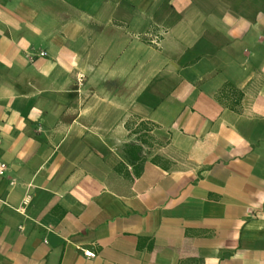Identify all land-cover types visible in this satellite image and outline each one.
<instances>
[{"label":"crops","instance_id":"crops-1","mask_svg":"<svg viewBox=\"0 0 264 264\" xmlns=\"http://www.w3.org/2000/svg\"><path fill=\"white\" fill-rule=\"evenodd\" d=\"M0 161V264H264V0H0Z\"/></svg>","mask_w":264,"mask_h":264},{"label":"built area","instance_id":"built-area-1","mask_svg":"<svg viewBox=\"0 0 264 264\" xmlns=\"http://www.w3.org/2000/svg\"><path fill=\"white\" fill-rule=\"evenodd\" d=\"M41 55L43 56L44 53H42ZM7 171H8L7 165L5 163H3L2 161H0V178L1 177H4L6 175V173H7ZM27 203H28L27 200H25L23 202V205H26ZM84 255L86 257H89V258L93 257V254L92 253H89V252H84Z\"/></svg>","mask_w":264,"mask_h":264}]
</instances>
